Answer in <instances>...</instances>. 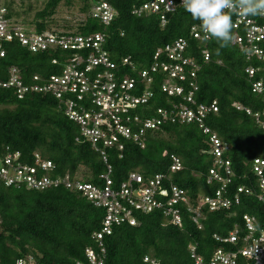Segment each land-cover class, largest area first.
<instances>
[{"label":"trees","instance_id":"1","mask_svg":"<svg viewBox=\"0 0 264 264\" xmlns=\"http://www.w3.org/2000/svg\"><path fill=\"white\" fill-rule=\"evenodd\" d=\"M19 1L28 2L26 10H15L11 1L2 6L7 10V17L36 33H105L104 50L110 60L120 67L122 59L129 58L134 70L122 67L119 71L133 76L151 65L157 48L179 38L189 39L190 28L200 24L183 8L169 15L164 27L160 26L159 16L137 18L132 15L134 7L148 0H44L43 8L27 21L26 15L32 11L30 2L38 0ZM96 1L107 2L117 14L107 27L90 17ZM74 5H78L84 20L76 25H58L61 30H53L52 24L56 22L52 17L57 9ZM189 43L188 55L201 66L197 73L196 101L207 105L217 103L218 113L211 115L207 124L231 148L227 157L236 175L231 188L250 186L253 195L243 196L240 206L230 211L204 210L200 230L186 213L182 216L181 228L165 225L160 212L136 214L137 226L114 228L111 235L104 238L105 264H145L146 256L159 264H192L189 245H196L197 253L207 260L220 246L212 239L213 235L225 236L235 226L241 229L243 215L254 216L259 224L264 223V205L255 197L258 191L251 172L252 160L264 157V133L251 117L232 107L233 103H239L254 112L264 110L263 97L251 92L244 73L251 64L258 69L254 80L264 79V63L247 62L231 42L226 47H221L215 39L206 43L191 39ZM4 49L5 57L0 59V81L7 78L9 68L16 67L25 84H29L35 75L59 74L64 57L68 56L60 50L32 54L17 43L6 44ZM202 49L210 55L207 63L200 57ZM54 59L58 64H52ZM160 84L158 76H154V96L148 105L137 109L138 115L153 117L158 108L167 106ZM78 137V127L65 117L51 95L38 93L17 99L13 90H0V157L8 148L19 152L24 162L31 164L34 155L38 154L53 162L54 176L80 174L85 182L97 185V177L104 166L87 143L76 141ZM207 151V138L196 125L167 123L148 137L144 149L127 143L121 159L114 152L110 153L112 179L117 186L132 171L146 177L165 174L171 164L170 155H175L181 160L183 170L170 176L171 183L187 190L193 198L201 193L210 194L215 187L205 183L211 167ZM168 184L165 182L164 187L168 188ZM103 215L102 210L94 208L80 194L63 187L34 191L5 187L0 183V264H13L15 260L29 256L37 264L85 262L84 251L95 249L92 236L100 231Z\"/></svg>","mask_w":264,"mask_h":264},{"label":"built area","instance_id":"2","mask_svg":"<svg viewBox=\"0 0 264 264\" xmlns=\"http://www.w3.org/2000/svg\"><path fill=\"white\" fill-rule=\"evenodd\" d=\"M181 0H148L134 7L132 15L137 18L159 16L160 26L168 22V16L179 8ZM4 7H0V59L5 57L4 45L17 43L32 54L51 53L58 50L68 53L57 75L33 76L25 84L16 67L8 69L7 78L0 81V90H13L17 99L26 95H51L62 108L65 117L79 129L76 141L87 143L98 156L104 170L98 175V184L85 182L80 174L54 176L56 167L52 161L34 155L33 163L24 162L17 151L6 148L0 157V183L5 187H23L26 190L45 191L63 187L85 198L94 208L103 211L100 231L92 236L94 248L84 251L85 262L77 264H105L106 250L104 238L110 236L114 228L138 225L136 214L160 212L165 225L181 228L182 216L188 214L198 230L202 228L203 211H230L240 206L243 196L253 195V188L241 185L232 189L236 177L231 161L227 157L231 148L212 130L207 120L218 113L214 101L202 104L196 101L198 91L197 73L201 66L188 54L189 40L206 43L199 25L189 30V39L179 38L156 49L151 65L136 76L120 72L127 67L134 70L129 58L122 59L121 65L113 63L104 50L105 33L88 35L62 33H36L7 17ZM90 17L107 27L117 14L105 1H96L90 10ZM233 29L231 45L236 47L247 62L264 63V16L242 17L232 14ZM202 62L207 63L210 55L200 50ZM58 64V60H52ZM258 69L251 64L244 70L250 82L251 92L263 97L264 79L254 80ZM154 76L161 82L160 92L166 97L167 106L158 108L153 117L138 115L137 109L148 105L154 96L152 84ZM232 107L251 117L255 125L264 133V110L252 111L239 103ZM196 125L207 138L208 156L211 161L205 183L215 187L210 194L201 193L193 198L189 192L170 181V176L182 171L181 160L170 155L171 164L167 173L144 176L138 171L128 173L126 179L114 184L110 153L118 159L123 157L125 144L130 143L144 149L150 135L165 124ZM257 201L264 205V157L251 162ZM168 182V188L164 183ZM220 246L207 260L197 253L194 244L188 252L192 264H264V223L259 224L254 216H242V228L235 226L225 236L213 235ZM145 264H159L146 256ZM13 264H37L33 257L20 258Z\"/></svg>","mask_w":264,"mask_h":264},{"label":"clouds","instance_id":"3","mask_svg":"<svg viewBox=\"0 0 264 264\" xmlns=\"http://www.w3.org/2000/svg\"><path fill=\"white\" fill-rule=\"evenodd\" d=\"M180 6L193 20L200 21L205 39H215L221 47L232 41V14L264 16V0H181Z\"/></svg>","mask_w":264,"mask_h":264},{"label":"rangeland","instance_id":"4","mask_svg":"<svg viewBox=\"0 0 264 264\" xmlns=\"http://www.w3.org/2000/svg\"><path fill=\"white\" fill-rule=\"evenodd\" d=\"M13 1L14 2V9L21 12L26 10L27 8V4L28 2L23 1L20 2L19 0H0V7H2L4 4L9 3ZM44 0H38V1H31V7H32V11L26 15V20L30 21L33 18V14L36 11H39L43 8L44 4H43ZM78 5H74L71 8H66L63 6H60L56 13L54 14V16L52 17L53 20L56 23L52 24V29L53 30H61L59 26H61L62 24H67V25H76L78 23H80L81 21L84 20L83 15H81L78 11ZM64 21H66L67 23H64Z\"/></svg>","mask_w":264,"mask_h":264}]
</instances>
